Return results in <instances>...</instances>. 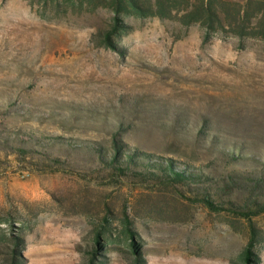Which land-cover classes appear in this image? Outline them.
Masks as SVG:
<instances>
[{
    "label": "rangeland",
    "instance_id": "rangeland-1",
    "mask_svg": "<svg viewBox=\"0 0 264 264\" xmlns=\"http://www.w3.org/2000/svg\"><path fill=\"white\" fill-rule=\"evenodd\" d=\"M133 26L115 51L0 0V264H138L132 242L145 264H244L252 226L264 264V199L247 180L264 177V40ZM113 140L210 179L123 175L88 149Z\"/></svg>",
    "mask_w": 264,
    "mask_h": 264
},
{
    "label": "trees",
    "instance_id": "trees-1",
    "mask_svg": "<svg viewBox=\"0 0 264 264\" xmlns=\"http://www.w3.org/2000/svg\"><path fill=\"white\" fill-rule=\"evenodd\" d=\"M36 15L47 22L65 23L79 30H87L99 36L106 47L117 51L115 37L133 29L138 21L157 18L176 22L186 31L191 26H199L203 31V43L215 34L230 35L239 39L246 37L264 40V0H246L244 3L229 0H24ZM103 165L113 168L123 175L135 171L166 184H198L210 178L196 168L188 167L171 160H165L124 149L123 144L113 140L110 150L101 147H88ZM236 159V156H232ZM137 171V170H136ZM248 190L264 199V177H248ZM211 211L222 208L210 198L198 200ZM258 212L264 213V201H254ZM131 234L130 229H127ZM4 235L0 234V244ZM100 236L97 235L99 244ZM13 242L22 247V237ZM260 243L255 228L251 227L248 242L240 258L244 264H256L255 247ZM134 258L138 264H145L143 254L132 242ZM19 253L11 264H18Z\"/></svg>",
    "mask_w": 264,
    "mask_h": 264
}]
</instances>
